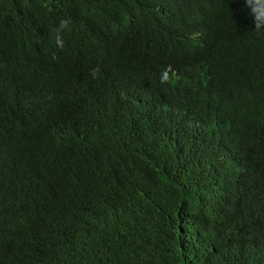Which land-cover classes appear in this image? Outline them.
Instances as JSON below:
<instances>
[{"label": "trees", "instance_id": "trees-1", "mask_svg": "<svg viewBox=\"0 0 264 264\" xmlns=\"http://www.w3.org/2000/svg\"><path fill=\"white\" fill-rule=\"evenodd\" d=\"M252 1L0 0V264H264Z\"/></svg>", "mask_w": 264, "mask_h": 264}, {"label": "clouds", "instance_id": "clouds-1", "mask_svg": "<svg viewBox=\"0 0 264 264\" xmlns=\"http://www.w3.org/2000/svg\"><path fill=\"white\" fill-rule=\"evenodd\" d=\"M234 2H235V0H234ZM240 2L242 3V5H244L245 7H249V6H251V5H248V4H250L251 3V0H240ZM253 3V7L255 8L256 6H264V0L262 1V2H260L259 3V0H253L252 1ZM254 28H255V30L256 31H264V24H262L261 22H256L255 24H254ZM170 66V65H169ZM169 66H168V69H169ZM98 72H99V68L97 67V68H94L93 70H92V76L93 77H95L97 74H98Z\"/></svg>", "mask_w": 264, "mask_h": 264}]
</instances>
